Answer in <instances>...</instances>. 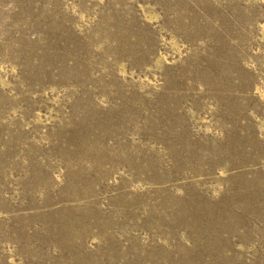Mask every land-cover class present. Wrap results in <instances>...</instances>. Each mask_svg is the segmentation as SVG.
<instances>
[{"label": "rangeland", "instance_id": "374dc122", "mask_svg": "<svg viewBox=\"0 0 264 264\" xmlns=\"http://www.w3.org/2000/svg\"><path fill=\"white\" fill-rule=\"evenodd\" d=\"M0 264H264V0H0Z\"/></svg>", "mask_w": 264, "mask_h": 264}, {"label": "bare ground", "instance_id": "6f19581e", "mask_svg": "<svg viewBox=\"0 0 264 264\" xmlns=\"http://www.w3.org/2000/svg\"><path fill=\"white\" fill-rule=\"evenodd\" d=\"M261 24V23H260Z\"/></svg>", "mask_w": 264, "mask_h": 264}]
</instances>
